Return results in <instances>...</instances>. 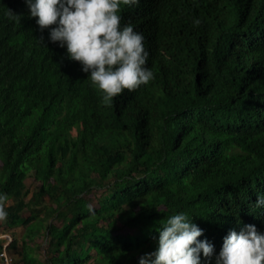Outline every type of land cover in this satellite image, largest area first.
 Wrapping results in <instances>:
<instances>
[{
	"label": "trees",
	"instance_id": "1",
	"mask_svg": "<svg viewBox=\"0 0 264 264\" xmlns=\"http://www.w3.org/2000/svg\"><path fill=\"white\" fill-rule=\"evenodd\" d=\"M120 16L143 34L154 79L106 107L25 0H0L11 264H139L181 212L214 246L202 264L230 231L264 233V0H139Z\"/></svg>",
	"mask_w": 264,
	"mask_h": 264
},
{
	"label": "clouds",
	"instance_id": "2",
	"mask_svg": "<svg viewBox=\"0 0 264 264\" xmlns=\"http://www.w3.org/2000/svg\"><path fill=\"white\" fill-rule=\"evenodd\" d=\"M30 17L36 18L41 32L49 29L51 42L67 49L70 60L79 62L88 73L90 84L102 93V103L110 107L113 98L125 90L135 91L154 79L146 67L149 52L144 36L131 23L121 26L120 12L124 6L133 7L139 0H25ZM10 18L15 15L9 11ZM195 25L201 21L195 19ZM43 37L40 38L42 42ZM9 198L0 193V222L7 220ZM256 207H264V196H258ZM88 211L94 214L91 205ZM158 247L146 253L139 264H202L201 254L210 262L214 246L199 240L203 229L192 222L186 213H178L161 220L157 228ZM0 233L5 239L0 252V264H11L6 246L11 235ZM215 264H264V233L248 224L239 233L230 231L224 238Z\"/></svg>",
	"mask_w": 264,
	"mask_h": 264
},
{
	"label": "rangeland",
	"instance_id": "3",
	"mask_svg": "<svg viewBox=\"0 0 264 264\" xmlns=\"http://www.w3.org/2000/svg\"><path fill=\"white\" fill-rule=\"evenodd\" d=\"M25 184H26V186L29 187V192L26 195L25 199L26 200H29V199L30 200H36L37 199V192H36L35 187L38 186V183L36 181H34L30 175H28L27 178L25 179ZM16 230L21 231L22 226L18 227ZM4 235H7V233ZM13 254H14V252H13ZM13 254H10V256H12Z\"/></svg>",
	"mask_w": 264,
	"mask_h": 264
},
{
	"label": "bare ground",
	"instance_id": "4",
	"mask_svg": "<svg viewBox=\"0 0 264 264\" xmlns=\"http://www.w3.org/2000/svg\"><path fill=\"white\" fill-rule=\"evenodd\" d=\"M10 11V10H9ZM17 29V28H16ZM19 35V34H18ZM163 41V40H162Z\"/></svg>",
	"mask_w": 264,
	"mask_h": 264
}]
</instances>
